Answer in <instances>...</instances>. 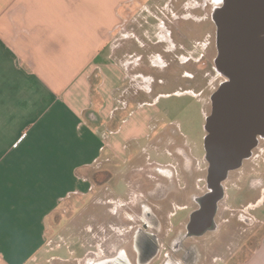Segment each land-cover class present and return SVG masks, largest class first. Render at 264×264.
Segmentation results:
<instances>
[{"label":"rangeland","instance_id":"obj_1","mask_svg":"<svg viewBox=\"0 0 264 264\" xmlns=\"http://www.w3.org/2000/svg\"><path fill=\"white\" fill-rule=\"evenodd\" d=\"M110 1L92 0L101 3L91 11L99 22L85 27L90 30L89 40L69 44L74 50L79 44L82 47L76 49V59H66V65L75 67L81 63L84 69H90L91 111L106 104L105 113L111 108L119 119L118 127L137 113L139 107L147 105L149 113L155 115L145 140L150 144L136 158L131 157L130 163L108 167L110 188L107 192L102 179L96 177L92 193L83 203V199H76L59 211L56 220L60 224V239L52 232L53 223L47 231V238L52 242L47 255L52 259L50 264H78V259L89 254L94 257L99 254L102 237L106 240L110 237V243H115L116 231L121 232L117 239L129 247L130 226L135 225L132 220L141 201H146L156 211L160 208L163 238H166L169 228H179L177 224L186 218L182 224L185 225L190 208H195L189 196L191 198L194 193L200 197L207 192V162L203 147L205 118L210 113V96L223 81L213 63L212 26H185L181 25V20H166L161 12L155 13L159 8L150 9L153 8L150 0ZM176 5L172 4V8H177ZM143 7L150 9L153 16H149L138 31L134 20L140 16ZM5 16L4 13L1 17V32L9 34ZM144 16H140L141 20ZM161 25H165L163 27L169 34L165 39L159 37ZM78 28L75 27L74 34H79ZM200 28L201 41L193 38ZM146 32L147 37H143ZM182 34L186 36L182 38ZM87 54L93 56L87 58ZM199 58L201 63L196 61ZM102 80L105 85L100 88ZM151 104L152 109L148 108ZM128 131L131 132L128 137L134 133L139 137L145 134L140 125ZM158 168L170 171V177L168 173L159 172ZM259 176L264 186V140L252 151V156L239 169L230 172L222 183L224 198L217 207V229L194 239L196 241L188 240L197 243L203 264L219 258L216 264L229 260L230 255L224 249L230 242L231 252L238 253L229 264L239 263L247 254L246 249L255 246L256 239L264 232V226L259 224L245 228L236 217L246 207L250 215L264 220V205H255L263 199L264 187L248 188L249 180ZM155 183L168 184L171 188L170 195L161 202L152 201L147 194ZM257 229L258 235L254 233ZM244 241L249 242L245 248L242 247ZM167 242L166 239L165 244ZM165 254L166 251H162L154 264H161ZM54 258L68 259V262Z\"/></svg>","mask_w":264,"mask_h":264},{"label":"crops","instance_id":"obj_2","mask_svg":"<svg viewBox=\"0 0 264 264\" xmlns=\"http://www.w3.org/2000/svg\"><path fill=\"white\" fill-rule=\"evenodd\" d=\"M100 4L0 0V264H50L47 231L53 223L60 239L59 211L76 199L83 203L96 177L101 181L111 164L130 163L150 144L145 140L155 115L147 105L118 127L106 104L91 111L90 69L66 65L82 47L69 44L90 39L85 27L99 22L91 11ZM4 13L9 34L1 32ZM137 125L145 134L128 137ZM259 178L256 186L262 187ZM255 205L263 206L264 197ZM243 212L264 226L246 207ZM258 237L238 264H264V232ZM232 253L235 258L238 251ZM98 255L77 263L89 264Z\"/></svg>","mask_w":264,"mask_h":264},{"label":"water","instance_id":"obj_3","mask_svg":"<svg viewBox=\"0 0 264 264\" xmlns=\"http://www.w3.org/2000/svg\"><path fill=\"white\" fill-rule=\"evenodd\" d=\"M223 3L215 66L225 80L210 96L204 125L207 192L195 199L198 209L187 224L201 232L214 228L222 183L252 156L258 138L264 139V0Z\"/></svg>","mask_w":264,"mask_h":264},{"label":"flooded vegetation","instance_id":"obj_4","mask_svg":"<svg viewBox=\"0 0 264 264\" xmlns=\"http://www.w3.org/2000/svg\"><path fill=\"white\" fill-rule=\"evenodd\" d=\"M175 1L176 3H174ZM149 4H151V6L153 5V8H150L151 10L159 8L155 11V13L161 12L166 20H181L183 23L181 25H199V27H202L203 25L210 24L212 26V30L214 31L215 57L213 59V63L215 64V59L218 55L217 20L219 10L222 9L224 5L223 0H150ZM172 4L173 6L174 4H177L175 6L177 8H172ZM150 9H148L147 7H143L141 9L140 16L145 15L144 19L141 20L139 16L134 20L136 25H138V31H141L140 28L145 25L146 20L149 18V16H153ZM147 11L149 12L148 14H146ZM163 26L165 27V25H161L159 29L161 30L159 32V37L161 39L169 37L168 32ZM147 35L148 33L146 32L143 34V37H147ZM155 35L157 34L155 33ZM184 36L186 35L182 34V38H184ZM193 38L199 41L203 40V37L201 35V28L200 30H197V33ZM200 58L196 60L198 63H201L202 59ZM200 66L201 65H199V69H202V67ZM222 78L224 81L225 77L222 76ZM263 140V138H258L257 144L254 149H256L259 146L260 141ZM158 170L159 172H163L165 174L168 173L167 175L170 177V171H166L163 168H158ZM107 172L108 171L104 172L102 177L105 192H107L110 188V185L108 186V181L110 182V180L108 179ZM258 181V179H250L248 188H255ZM153 187L154 188L150 189L147 193L148 197L153 199L152 201L161 202L165 197L170 195L171 188L168 184L155 183ZM197 197L199 196L195 195L194 193L191 198L189 196V199L191 200V203L195 205V208H190L187 216L188 219L185 225L182 224L186 218L181 220L177 224L179 225V228H169V232L166 238H163L164 228L162 227V222L160 221V208H158V211H156L153 207L148 205L146 201H141L138 213L133 217L134 220H132L135 225L130 226L131 244L129 245V247L124 246L123 242H121L120 239H117L120 237L121 232L116 231L115 235H117V238L115 239L116 241L114 244L110 243V237L107 240L104 237L101 238V246L98 255L99 257L96 258V260H91L89 264H154L162 251H166V254L161 264H203V256L200 252V248L197 247V243H193L191 241H196L194 239H199V237H203L204 235L211 233V231H213L214 229H217L218 225L216 224L215 217L217 215L218 209L214 217L215 227L212 230H207L205 232H201L197 229L188 230L187 224L189 222V217L192 212L198 209V205L195 201ZM236 217L238 221L243 223L245 228L250 229L251 227L255 226L253 221L243 211L242 213H238ZM258 230L259 229L255 230L254 232L257 235L259 234ZM166 239L168 240V242L165 244ZM188 240L191 241L189 242ZM248 243L249 242L244 241V243H242V247H245V245H247ZM231 248L232 246L230 242L228 243L226 249H224L227 251V254L230 255L228 257L229 260H225L223 264H229V261L233 259ZM224 250L223 253H225ZM218 260H220V258L215 259L210 264H216L215 262H217Z\"/></svg>","mask_w":264,"mask_h":264}]
</instances>
